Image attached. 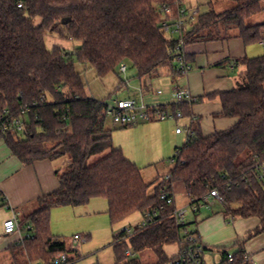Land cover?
Wrapping results in <instances>:
<instances>
[{"label":"trees","instance_id":"trees-1","mask_svg":"<svg viewBox=\"0 0 264 264\" xmlns=\"http://www.w3.org/2000/svg\"><path fill=\"white\" fill-rule=\"evenodd\" d=\"M234 1L236 6L229 10L202 13L197 25L186 31V45L234 37L247 44L259 42L264 22L247 24L246 19L264 9V0ZM175 2L0 0V121H24L22 130L13 125L2 137L25 164L65 156L70 160L55 171L59 187L43 195L35 211L21 217V228L29 233L23 242L8 248L16 259L22 254L25 262L51 264L66 252L72 261L70 246L52 232V209L105 198L112 224L136 211L145 218L133 231L125 228L114 236L115 264H145L139 254L146 249L167 264L177 255L169 256L165 245L180 242L181 230L189 222L179 224L173 216L174 204L164 203L160 194L166 185L179 182L186 187L190 205L202 206L204 196L217 188L228 223L257 217L260 224L250 236L264 232V181L257 170L264 160V54L237 59L245 66V81L233 89L195 97L191 103L149 106L151 111L185 114L190 104L218 97L222 109L216 116L237 118L233 126L208 135L198 124L191 127L192 136L176 147L171 178L158 177L153 182L146 181L141 167L114 146L113 129L105 123L107 103L88 94L77 69L76 59L106 77L119 74L120 65L130 61L137 77L145 78L144 85L165 67L175 78L180 74L176 70L178 39L164 32L168 16L162 10L172 8L174 17ZM37 16L42 18L39 25L34 22ZM64 18L70 20L64 23ZM50 32L82 40L83 45L75 57L60 46L50 50L45 40ZM107 149V156L88 164L91 156ZM148 212L150 218L145 217ZM222 254L224 260L228 252ZM244 256L239 249L233 264H246Z\"/></svg>","mask_w":264,"mask_h":264},{"label":"crops","instance_id":"crops-1","mask_svg":"<svg viewBox=\"0 0 264 264\" xmlns=\"http://www.w3.org/2000/svg\"><path fill=\"white\" fill-rule=\"evenodd\" d=\"M185 50L188 62L191 66V70L187 74H178L174 78L167 72L161 71L159 77L149 80L144 87L147 89L153 85L157 87L160 84L162 85L169 82L171 79L173 82L179 81L177 87L179 89L189 90L194 97L230 90L233 89L237 81V75L243 71L242 65L237 62V59L244 56L254 57L253 55L258 53V50H253L252 45L245 43L240 37L192 43L186 45ZM119 72L121 71L119 70ZM174 97L175 94H170L166 90V93L161 97H151V100L147 104L149 106L169 104L174 102ZM189 107V113H185L186 116H189L190 123L188 128L198 124L204 134L214 129H227L233 126L237 121L236 118L232 117L216 116V113L220 112L222 109L218 97H205L200 102L190 104ZM207 122L214 123V127L208 132H206L205 129ZM217 122L219 125L218 128L216 126ZM114 130L115 128L113 129V133ZM113 144L115 147L122 148L114 142V138ZM129 159L132 160L131 158ZM58 160L59 159H43L25 164L11 151L5 139L3 137L0 138V252L6 249L8 250L13 244L20 242V233H5L4 221L12 216H16L20 223L22 216L32 213L39 207V199L43 195L59 187L60 183L55 171L57 168L68 164L70 160L67 156L61 158L62 161L60 164L57 163ZM169 173L170 171L167 175ZM174 190L175 193L181 191V195L185 194L183 196L190 197L184 184L179 185L176 183L174 185ZM90 202H92L91 206L93 209H98L97 205L99 201H96V198H93ZM90 202L88 204H90ZM215 203L216 201L209 204V206L213 207ZM175 205L180 208L177 204L176 196ZM185 205H188V203ZM57 208L58 207H54L52 209V219L54 212H56L55 210H58ZM101 208H103L102 204H100V209ZM105 208H108V203H105ZM199 211L192 213L190 221L193 223V228L191 230L199 234L200 242L207 248L204 255L205 264H218L222 260L223 251L235 254L239 249H243L245 254L252 257L253 264H264V232L250 236L259 226V218L239 217L233 222L228 223L221 210L214 211L212 208L211 210H206L201 216H197ZM144 220L143 214V219L140 220L139 224H142ZM125 223L127 222L122 220L120 225H123L124 229L127 228L132 230L131 226L128 228L125 226L127 225ZM25 231L29 233L27 229L24 230L21 228L22 237H25ZM70 239L71 241L65 240L68 245L72 242L71 237ZM11 260L14 264H22L25 263V256L21 254L16 259L11 253Z\"/></svg>","mask_w":264,"mask_h":264},{"label":"rangeland","instance_id":"rangeland-1","mask_svg":"<svg viewBox=\"0 0 264 264\" xmlns=\"http://www.w3.org/2000/svg\"><path fill=\"white\" fill-rule=\"evenodd\" d=\"M187 5L193 8H200L201 14L214 9L216 12H223L236 6L234 0H187ZM264 6V2H263ZM42 18L37 16L34 19L36 25H39ZM264 22V9L259 13L249 16L246 19L247 24H258ZM198 23L196 18L192 24H187L186 31L193 29ZM169 36V35H168ZM177 37V35H174ZM47 47L52 50L56 46L62 47L67 53L75 57L77 49L83 45L82 40L70 38L66 35L58 33H48L45 37ZM253 50H258L253 56L264 54V45L259 42L251 43ZM128 70L126 74H110L106 77H100L97 70L91 65H85L76 59L77 69L80 71L85 83L86 90L89 95L106 102L113 104L116 100L124 98H135L137 102L143 101L147 104L151 97H161L166 93L175 94L179 81L173 82L171 79L165 84H160L149 89L144 87V79L137 77L136 68L130 61L126 62ZM242 73L237 75V81L234 87L244 83L245 81V66L242 65ZM163 72L171 75V69L165 67ZM233 87V88H234ZM182 89V88H180ZM144 96H143V94ZM170 97V96H169ZM174 101L176 98L174 97ZM148 105V104H147ZM237 119V118H236ZM106 126L115 128L113 133L114 142L123 148L124 153L136 162L142 169L144 178L148 182L155 181L158 177H164L170 171V168L175 165L173 157L177 146H182L188 138L187 127L189 126V116H184L177 119H152L149 121H140L133 126L123 128L122 124L115 122L111 116L106 118ZM188 123V124H187ZM182 127L183 132L177 134V127ZM219 127L218 122L216 124ZM214 127V123H206V132ZM214 129L210 134L215 132ZM109 149L97 153L88 159V164H94L98 160L109 154ZM61 158L57 161L61 163ZM182 185L181 182L178 183ZM151 187L150 189H152ZM177 191L175 193L178 206H184L188 203L190 197L183 196ZM99 201L97 208H92V202L87 205L80 206H58L55 210L51 221L52 232L54 235L63 241L69 240L74 234H81L84 240H80L76 250L71 252L72 264H115V252L113 247L114 236L124 229L119 223L112 224L110 216L105 208L107 199L96 198ZM100 204L103 208L100 209ZM186 206V205H185ZM224 211L225 205L217 200L213 207L208 204L200 206V211L197 216H201L206 210ZM98 210V211H94ZM192 211L187 215L188 228H193L191 223ZM143 219V213L136 211L129 217L124 219L127 223L126 227L134 229ZM54 220V222H53ZM25 236L28 234L24 232ZM180 242L165 245V251L169 256L177 255L180 251ZM145 264H165L158 261V257L151 249H146L139 254ZM0 264H14L11 260V252L3 250L0 252Z\"/></svg>","mask_w":264,"mask_h":264},{"label":"built area","instance_id":"built-area-1","mask_svg":"<svg viewBox=\"0 0 264 264\" xmlns=\"http://www.w3.org/2000/svg\"><path fill=\"white\" fill-rule=\"evenodd\" d=\"M176 11L174 17L172 8L164 6L162 10L168 16L167 19L163 22V30L166 35L174 36L177 35L178 42L176 44V53H177V65L176 70L180 74H187L191 70V66L187 59L186 54V26L187 24H192L193 21L200 17L201 11L200 8H193L192 6L187 5V0H176ZM19 6H22L20 4ZM260 44L264 45V34L262 39L259 41ZM120 71L124 74L127 72V65L122 63L120 65ZM175 98L177 102H193L195 101V97L190 93L189 90L186 89H176ZM107 114L111 116L115 122H118L122 125H132L136 124L140 121H149L152 119H177L185 116L183 111L177 110L176 112L170 111H151L149 105H147L143 99L140 102H137L135 99H119L116 100L113 104H107ZM18 130H22L24 128V121L16 120L13 123L7 122L2 123L0 121V138L3 133L8 129L12 128V126ZM177 133H182L183 128L177 127ZM188 138L192 136L193 131L187 127ZM187 138V139H188ZM257 170L259 172V179L264 181V160L258 163ZM171 174L169 173L166 176V179H170ZM161 200L166 204H174L175 208L173 210V216L176 218L179 224H185L187 221V215L192 211V213H196L200 206L198 205H186L183 207H176L175 205V190L174 186L169 187L165 186L161 190L160 194ZM221 201L224 203L223 197L220 195L217 188L212 189L207 195L204 196L203 204H211L214 201ZM156 214V212H155ZM152 213H146L145 217L150 218ZM28 227H30L28 225ZM130 230V229H129ZM128 230V231H129ZM4 231L7 234L20 233V242H23L25 237L21 235V225L16 216H12L4 221ZM80 240H84L81 234H74L72 238V242L69 244L70 248L75 251L77 244ZM180 251L177 256L168 262L167 264H205L204 255H205V247L200 242L199 234L190 230L188 226L183 227L181 230V238H180ZM127 254H132L130 250H127ZM235 261V254L228 253L224 260L220 261L218 264H233ZM244 261L246 264H253V259L250 255L245 254ZM22 264H46L43 261H27ZM51 264H71V260L69 258V254L63 252L59 254Z\"/></svg>","mask_w":264,"mask_h":264},{"label":"water","instance_id":"water-1","mask_svg":"<svg viewBox=\"0 0 264 264\" xmlns=\"http://www.w3.org/2000/svg\"><path fill=\"white\" fill-rule=\"evenodd\" d=\"M69 20H70V18H64V19H63V22H64V23H67Z\"/></svg>","mask_w":264,"mask_h":264}]
</instances>
